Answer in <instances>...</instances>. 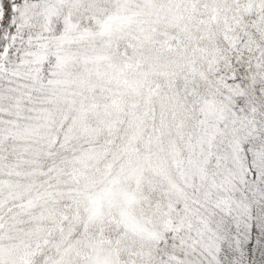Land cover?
Listing matches in <instances>:
<instances>
[{"label": "snow or ice", "instance_id": "6c2138e0", "mask_svg": "<svg viewBox=\"0 0 264 264\" xmlns=\"http://www.w3.org/2000/svg\"><path fill=\"white\" fill-rule=\"evenodd\" d=\"M0 264H264V0H0Z\"/></svg>", "mask_w": 264, "mask_h": 264}]
</instances>
